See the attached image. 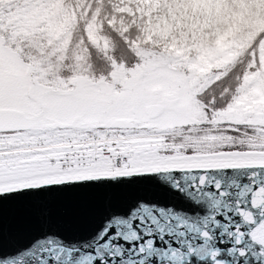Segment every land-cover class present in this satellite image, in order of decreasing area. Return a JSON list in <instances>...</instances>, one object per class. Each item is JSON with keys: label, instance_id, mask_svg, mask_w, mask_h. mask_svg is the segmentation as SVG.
I'll use <instances>...</instances> for the list:
<instances>
[{"label": "snow or ice", "instance_id": "1", "mask_svg": "<svg viewBox=\"0 0 264 264\" xmlns=\"http://www.w3.org/2000/svg\"><path fill=\"white\" fill-rule=\"evenodd\" d=\"M0 264H264V0H0Z\"/></svg>", "mask_w": 264, "mask_h": 264}]
</instances>
